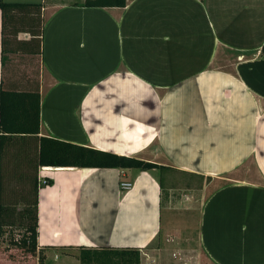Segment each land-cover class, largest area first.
<instances>
[{
    "label": "crops",
    "instance_id": "1",
    "mask_svg": "<svg viewBox=\"0 0 264 264\" xmlns=\"http://www.w3.org/2000/svg\"><path fill=\"white\" fill-rule=\"evenodd\" d=\"M87 1L40 2L37 72L21 69L23 54L3 70L0 9V92L39 80L41 135L165 168L40 167L53 182L39 191L37 250L5 233L0 264H81L79 246L173 261L155 248L164 212L190 200L174 195L173 174L208 180L198 239L212 263L264 264V0Z\"/></svg>",
    "mask_w": 264,
    "mask_h": 264
},
{
    "label": "trees",
    "instance_id": "2",
    "mask_svg": "<svg viewBox=\"0 0 264 264\" xmlns=\"http://www.w3.org/2000/svg\"><path fill=\"white\" fill-rule=\"evenodd\" d=\"M126 3L127 0L87 1L88 5L94 6L124 7ZM0 9L3 70H7L11 55L40 59L45 24L43 4L0 0ZM22 34L26 36L21 37ZM35 84V90L3 87L0 92V235L11 236L14 229H23L16 244L33 252L38 245L39 191L44 184L39 178L40 167L165 168L133 156L41 135L39 80ZM52 182V179L46 180V184ZM214 182L218 186L229 183L218 178ZM160 184L166 200L169 191L162 181ZM19 205L23 207L18 208ZM19 219L22 221L18 222ZM203 253L207 256L205 251ZM76 256L81 264H141L142 251L135 247L79 246ZM42 259L40 252L39 261Z\"/></svg>",
    "mask_w": 264,
    "mask_h": 264
},
{
    "label": "rangeland",
    "instance_id": "3",
    "mask_svg": "<svg viewBox=\"0 0 264 264\" xmlns=\"http://www.w3.org/2000/svg\"><path fill=\"white\" fill-rule=\"evenodd\" d=\"M30 1L36 3L42 2V0ZM25 36L26 35L24 34L21 35V37ZM23 61L24 63L20 64L22 70H36V72L37 70H40L41 66L39 59H30V57H27V59H24ZM172 177L171 182L174 195L179 199L182 194H189L190 200L187 201L189 204L184 203L177 208L171 209V215H169L168 211L164 212V221L168 220L169 223L164 226L162 238L159 239L158 246L155 247L159 250L158 256L161 257L164 254H169L173 257V261L162 264H214L204 255L198 239V218L200 208L211 190L207 189L206 192L201 193L200 189L205 181L207 182L208 180L201 176L193 175L178 176L173 174ZM163 182L167 186L165 178L163 179ZM22 207V205L18 206V208ZM22 230L21 228L14 229L13 234L11 236L7 235V238L11 240V238L17 236V234H22ZM14 234L16 235L14 236ZM17 238H20V235H18Z\"/></svg>",
    "mask_w": 264,
    "mask_h": 264
},
{
    "label": "built area",
    "instance_id": "4",
    "mask_svg": "<svg viewBox=\"0 0 264 264\" xmlns=\"http://www.w3.org/2000/svg\"><path fill=\"white\" fill-rule=\"evenodd\" d=\"M43 183H46V180H43ZM132 186V183L130 181H122L121 182V187L125 190H129Z\"/></svg>",
    "mask_w": 264,
    "mask_h": 264
}]
</instances>
